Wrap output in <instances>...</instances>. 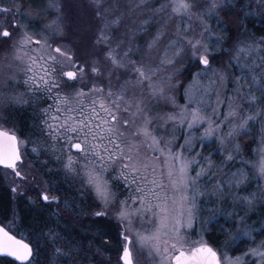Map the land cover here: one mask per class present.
Instances as JSON below:
<instances>
[{
	"label": "snow or ice",
	"instance_id": "1",
	"mask_svg": "<svg viewBox=\"0 0 264 264\" xmlns=\"http://www.w3.org/2000/svg\"><path fill=\"white\" fill-rule=\"evenodd\" d=\"M65 11L66 0H0V107L35 116L25 137L0 115L14 124H0V165L17 196L34 188V207L58 206L36 218L39 232H21L14 208L0 220V254L35 264L47 243L53 264H85L65 221L75 228L87 217L115 223L123 264H139L133 241L160 264H264V224L257 231L245 210L264 208V36L245 34L251 0H132L123 11L94 0L87 55L69 42L76 25ZM250 125L260 128L256 148L241 143ZM50 162L59 169L45 170L75 178L86 203L67 189L52 195L58 181L36 182L35 165ZM217 224L226 239L214 244L205 233Z\"/></svg>",
	"mask_w": 264,
	"mask_h": 264
},
{
	"label": "rangeland",
	"instance_id": "2",
	"mask_svg": "<svg viewBox=\"0 0 264 264\" xmlns=\"http://www.w3.org/2000/svg\"><path fill=\"white\" fill-rule=\"evenodd\" d=\"M59 2L65 3V0H59ZM93 2H94V0H66V11L64 14L68 17L69 22H71V19L73 22H75L77 20V17H78L77 14L79 13V11H81V13H83V14L88 13L89 16H91V18H92L94 16V13L92 12ZM131 2H132V0H111V6H112L113 10H117V6H118L119 10L123 11L125 9L126 5H130ZM25 3H27V0H25ZM251 4H252V10H253L254 14L249 15L245 21L246 28H247V32L245 34L249 35V36H264V15L255 14L257 11L258 0H251ZM51 15L55 16L56 15L55 11H53L51 13ZM243 16H244V14L240 13V14L232 17V19L235 21H239L241 18H243ZM73 22H71V23H73ZM39 23L42 24L43 22H39ZM75 24H76V22H75ZM67 34H68V32H66V35ZM227 37L235 39V37L232 36V30L231 29L228 30ZM69 42L70 43H73V42L76 43L77 40L75 38H73V39H70ZM5 56H6L5 51L2 52V54H0V62H3ZM217 63H219V61H217ZM24 111H26V107H24V106H18L17 109L9 108L7 110V112L4 111L3 107H0V115L11 114L12 121H15L16 123H19L17 121V118H18V116L21 115V113H24ZM33 119H35V118H33ZM0 124L6 125L7 127H14V124H10L4 120H0ZM250 127L252 128V131L248 135L243 137V139L241 140V143L242 144H248L249 143L248 140L251 138L252 141H250V144L252 145L253 148H256L257 144L254 142V138H259L260 128L258 125H256V126L250 125ZM17 131H19V129H17ZM176 135L179 136L180 133L177 131ZM206 144H207V146H206L207 152H211L216 147V143L212 142V140L207 141ZM27 154H28V152H27ZM246 155H248L247 152H246ZM29 157L34 162L41 159L38 157L32 158L30 155H29ZM215 158L219 159V157H215ZM249 158H252V157L250 156ZM35 166L37 169H39L38 178L36 181L37 183L39 182V176L40 175H43L44 177L51 180V178L49 177V174L51 172L46 171L45 170L46 168L50 167V168L59 169V164H57L55 166L36 164ZM235 167H238V165L232 167L233 171H235ZM3 172H4L5 180L9 186V179H10L9 173L6 172L5 170ZM54 173H57V174L61 173L60 175H61L62 181H64V184L67 185L69 188H72V192L74 193L75 198L77 200H79V198L76 196V189L78 188V184L76 183L75 178H69L63 172H54ZM259 183H264V181H260ZM256 187H257V183L253 182L251 184V187L248 189V191L254 192ZM52 195H54V194H52ZM13 196L16 198L19 197L15 193H13ZM20 196H23V195H20ZM85 196H87V193L85 194ZM81 202L86 203L87 201H81ZM245 210L248 212V214L251 217L252 226L257 231H259L261 229V225L264 224V208L257 206V207H254L251 209H245ZM85 211H87V208ZM258 212L260 215H262L263 218H261L260 215L257 214ZM241 214H243V213H241ZM253 216H255L256 219H260V221L259 220L253 221L252 220ZM223 222H226V218H222V223ZM113 226H114V229H116V232H118L115 223H113ZM214 226L216 228L218 227L217 229L221 230L220 224H217ZM210 230H211V228L209 229V231ZM199 231H200V229L197 226L195 228V230L192 232V239L195 240V239L199 238V236L197 234ZM233 231H235V228H233ZM206 234L207 233H205V235ZM117 237H118L119 241H118V244L116 245V248H114V249L112 248L113 249L112 252L111 251L96 252L95 249L97 247L94 244L92 245L91 243H88V241L81 242L82 245L85 246L86 254L89 257H91L90 260L85 261V264H123V262L119 256V253L122 251L123 241L120 239L119 234H117ZM81 239H84V238H81ZM225 239H226V236H225ZM133 244H134V258L139 262V264H160L161 257H160L158 252H154L153 250L148 249L146 247H141L139 245H136L135 241H133ZM89 245H91V246L89 247ZM236 247H237V245H235V244L231 245L229 247V252H231L233 255H236V252L234 251V249Z\"/></svg>",
	"mask_w": 264,
	"mask_h": 264
},
{
	"label": "trees",
	"instance_id": "3",
	"mask_svg": "<svg viewBox=\"0 0 264 264\" xmlns=\"http://www.w3.org/2000/svg\"><path fill=\"white\" fill-rule=\"evenodd\" d=\"M77 15H78V17H77V20L75 21L76 24L71 19V22H73L76 25V29L69 30L67 35L69 37V40L73 39V38H75L77 40L76 43L74 42V45H75V48L77 49L78 54L87 55L89 53V49L86 46V41L82 39V36L86 32V30L88 28V24L92 18H91V16H89L88 13L83 14V13H81V11H79V13ZM77 32L80 33V35H77L76 34ZM4 51H5L4 49H0V54H2V52H4ZM181 79H183V77H181ZM27 115H28L27 112L24 111V113H21V115L18 116V118H17V121L19 122V125H20V129H23V132L21 134L24 135L25 137H27V135L29 133L34 131L33 125L32 126L30 125L29 116H27ZM20 129H19V131H20ZM250 141H252L251 138L248 140V142H249L248 144H250ZM28 154L32 158H37V156L33 155V153L31 152L30 149L28 150ZM38 158L45 159V157H38ZM48 165L55 166L57 164L55 162H50ZM3 171H4V169L0 168V220L6 221V220L11 219L12 210L15 208L19 212V219L23 224V227L20 229V231L24 232L26 229H32L36 232H39L40 229L38 227H36V218L38 216H41V215H48V213L55 211V208L58 206H56V205H45L43 203H40L38 205V207H34L29 201V197H37V195H38L34 188H33V190L29 191L27 193V195L19 196L17 198L14 197L10 187L8 186V184L5 180ZM60 174L61 173L57 174L54 172H51L49 174V177L51 178V180H55V181L59 182L60 189L62 190V191H55L54 190L52 192V194L62 195V194H64L63 190L67 189V195L75 198V195L72 192V188H69L67 185L64 184V181H62ZM79 202H81V201H79ZM81 203H83V202H81ZM38 208L41 210H44V211L43 212L38 211ZM60 210L64 211L63 208H61ZM85 210H86V208L84 209V211ZM257 214H259V212ZM260 217L263 218L262 215H260ZM252 220L253 221L259 220L260 221V219H256L255 216H253ZM97 221H98V223H95V226H93V224H87L82 229L87 230V231L97 230L98 232H101L105 226H104L102 220H97ZM65 224L68 225L69 230H72L75 232L76 238L80 242L88 241V243H91L92 245L94 244L97 248L101 249V251H111L112 252V250L114 248H116V245L118 244L119 240H118V237L116 235V229L113 228L114 227L113 225H111L110 229L107 228L108 231H110L109 232L110 234L112 231L111 235L108 233V234H106V237L103 235V236H98V238L81 239L77 235V231L80 230V228H78L79 227L78 224L75 226V228H73V226L71 224H68L67 221H65ZM217 228L215 226H213L211 228V230L208 231L206 234L207 239L209 241L213 242L214 244H219L223 240H225V236L218 235V233L221 230L217 229ZM29 234H31V233H29ZM84 249H85V246H84ZM52 251H53V249L51 248V246L48 245L47 243H44L43 246L41 247L40 251H39V254H38V257L35 261V264H53L52 255H51ZM0 264H19V263H17L16 261H14L10 258L0 257ZM61 264H68V262L62 261Z\"/></svg>",
	"mask_w": 264,
	"mask_h": 264
},
{
	"label": "flooded vegetation",
	"instance_id": "4",
	"mask_svg": "<svg viewBox=\"0 0 264 264\" xmlns=\"http://www.w3.org/2000/svg\"><path fill=\"white\" fill-rule=\"evenodd\" d=\"M19 88L20 91H23L25 90L24 89V86H23V83L19 84L17 86ZM26 112H27V116H29V123L30 125L32 126L33 125V121L35 118L32 110L30 108H27L26 107ZM82 223H78L80 230L77 231V235L79 238H98V236H105L106 237V234H108L110 231H108L107 228H111V225H113V221L110 220V219H107V218H104V219H95V218H87V217H82ZM97 220H102L103 221V224H104V228L102 229L101 232H98L97 230L95 231H87V230H83L82 228L85 227V225L87 224H93V226H95V223H98ZM114 228V227H113ZM110 234V233H109ZM111 234H112V231H111ZM110 234V235H111ZM118 234V232H116V235Z\"/></svg>",
	"mask_w": 264,
	"mask_h": 264
},
{
	"label": "water",
	"instance_id": "5",
	"mask_svg": "<svg viewBox=\"0 0 264 264\" xmlns=\"http://www.w3.org/2000/svg\"><path fill=\"white\" fill-rule=\"evenodd\" d=\"M0 167L1 168H3V169H5L4 168V166H2V165H0ZM0 257H7V258H10V259H12V260H14V261H16V259L15 258H13V257H10V256H8V255H4V254H0ZM17 263H19L18 261H16ZM123 262V261H122Z\"/></svg>",
	"mask_w": 264,
	"mask_h": 264
}]
</instances>
